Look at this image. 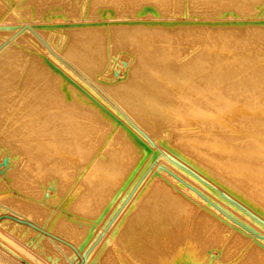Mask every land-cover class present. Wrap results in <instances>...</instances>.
<instances>
[{"label": "bare ground", "instance_id": "bare-ground-1", "mask_svg": "<svg viewBox=\"0 0 264 264\" xmlns=\"http://www.w3.org/2000/svg\"><path fill=\"white\" fill-rule=\"evenodd\" d=\"M207 1L29 0L31 8L23 16H43L40 10L48 14L53 8L59 14L70 6V17L75 11L108 12L106 20H120L94 26L85 18L72 19L74 25L63 31L67 49L62 55L47 45L46 31L30 29L29 39L41 51L24 41L33 51L32 62L26 78L7 95L23 60L21 54L16 58L21 47L13 46L15 58L2 55L0 65L14 69L0 67V158L7 161L0 168V264H264L261 246H249L226 226L222 213L168 173L148 174L133 185L144 158L142 144L154 139L173 161L264 224V59L258 56L264 54V22L246 21V0L239 1L243 14L235 4V15L234 8L233 14L224 13L232 0L230 7L227 0H209L213 12L225 7L217 23H159L161 8L184 21L196 5L199 12L209 10ZM145 8L158 10L159 17L146 15ZM6 33L0 30L3 43ZM251 36H258L262 46L250 53L240 44ZM198 46L200 53L179 64ZM238 46L252 56L235 57ZM122 50L136 66L116 87L97 84L96 60L102 68ZM46 62L90 86L126 129L116 132L106 111ZM256 64L259 74L249 82ZM255 92L259 95L250 106L234 109L233 100ZM133 104L132 113L125 110ZM232 111L240 116L236 127L230 122ZM10 112L18 113L12 117ZM172 134L173 145L163 141ZM233 135L243 137L235 141ZM210 138L223 141L219 159L210 154ZM99 142L104 143L98 148Z\"/></svg>", "mask_w": 264, "mask_h": 264}, {"label": "rangeland", "instance_id": "rangeland-1", "mask_svg": "<svg viewBox=\"0 0 264 264\" xmlns=\"http://www.w3.org/2000/svg\"><path fill=\"white\" fill-rule=\"evenodd\" d=\"M72 1H73V3L76 4L80 0H72ZM232 1L229 0V2L230 3L232 2V4H234V5L229 4V2L227 0V2H228L227 5H229V7H230V5L232 6L230 8L228 7L230 10L227 9L226 4H223L226 6V10H225V7H223L224 9H221L220 12H213L214 11L213 9L215 8V6H213V5L210 6L211 4L208 5L210 2L208 0L207 1L208 3L206 4L207 6L205 5V7H206L205 9H207L209 7L208 8L209 10L204 11L203 10L204 7H203L201 9L202 12H199L200 10L198 9V7L196 5L197 9H196V11L194 10L195 13H190L187 20H184V21H178V18L180 16L178 14L174 13L172 9L161 8L162 10L159 9L162 12L160 17H162L164 20L159 21V23H161V24H166V23H171V22H174V23L182 22V23H188V24H194V23L203 24L202 22L217 23L218 20L224 16V14L221 13L222 10H225V12L222 11L224 13L229 12L226 15H230L231 12L233 14V11L236 10L235 8L240 6V4L242 6L244 4L243 2L245 0H242L243 2L241 1V3L239 2L240 0H238V2H236V3H234L235 0H232ZM201 2H199V3H201ZM211 2H214V1H211ZM245 2H247L246 3L247 6H245L246 4H244L243 7H247V8H245L246 11L244 10V8L242 10L241 6L238 8H241L240 11L242 10L240 12V14L243 11H245L246 14L243 16L247 17L246 19H248V20H246V21L251 22V23L255 22L254 24H256L258 22H264V1L263 0H261V1H259V0L247 1L246 0ZM2 3H1L2 5H0V6H2L1 11L5 10V9L6 10L11 9V10H9V11L5 10V12L0 11V13H3V17L0 14V22L2 23V24H0V30L2 33L7 32L6 34H8L7 36L5 34V37H4L5 39L4 38L2 39V41L7 39L6 41H4V43L0 41V44L1 43L4 44V45L2 44L1 48H0V51H1L0 52V59H1L0 62L3 61V59L5 60V57H3V56H6V58L7 57L11 58L14 56L16 57L19 53V55L16 58H20L21 56L23 57L22 62L20 64H17L15 67L16 70L18 69L16 78L14 80L15 83L13 82L12 86L9 85L7 87L6 95L9 94V92H11V90L14 91V89L18 88V84H20L22 82V79L26 78L28 68L31 65L33 51L31 53V51H29V49L26 48V44L24 41H26V43L28 41L29 43L33 44V46L36 48V50H38L37 46H36L38 43L37 44L35 42L33 43V40L29 39L30 36H28V34L30 33L29 32L30 29L36 30V31H46V39H47L46 43H47V45L50 47V49L55 54L62 55L63 51H65L64 49H67V42H66L67 39H65V35L63 34V31L65 28H68V27L74 25L73 23H70L72 19L80 20V19L85 18V19L91 20V24H93L94 26H96V25L106 26L108 24L118 23L120 20L119 18H117L113 21L106 20V18L109 17L107 15V14H109L108 12L105 13L106 15L105 14L102 15V14H100V12H96V13H93L91 15H88V13H86L87 11L85 13L82 11L84 14L81 13L80 11H75L74 17H70L69 16V13L71 12L69 10L70 6H66V7H64V9L60 8L59 14L57 11V9H59V8H53L54 10H52V11L49 10L48 14L53 15V16L51 17L49 15L51 18L46 20L44 18H46V16L48 17V14H47L48 10L47 9H45L46 12L43 9L39 11V12L43 13V16L39 12L38 13L40 14V16L38 13H35L38 15L28 16L25 14L26 16H23L24 12L29 11L31 8V6L29 5V0H8V1L2 0ZM199 3H198V5H199ZM237 3H238V5H236V7H235V4H237ZM5 4H7L6 8H5ZM8 4L10 7L8 6ZM211 7H213V9ZM231 8H234V10H232ZM49 9H51V8H49ZM210 9H212L211 12H209ZM12 10L19 13V15L22 14V15H20V16H22V18H17L16 16L14 17L13 15H11L10 11H12ZM53 11H55L54 12L55 15H54V13H51ZM235 12H237V10L234 11L233 15H235ZM144 13L146 15H153L157 18L159 17L158 10H154L151 8H145ZM178 13H181V12H178ZM195 17L203 18V19L198 20ZM209 19H211V20H209ZM92 20H94V21H92ZM235 23L236 22H234L232 24H235ZM239 23L242 24L243 22H239ZM79 24L81 25L83 23H79ZM229 24H231V23H229ZM236 24H238V22ZM88 25H90V24H88ZM27 31H28V33H27ZM25 36H26V38L28 37L27 39H29V40H27L25 38ZM251 37H252V39L246 38V39H244V41L245 40H247V41L242 42L243 44L244 43L246 44V42H247V44L249 43L248 45H246V47H244L245 44L244 45H242V43L240 44L241 46H243V48L249 47L248 50L250 53H251L252 49L256 50L255 47L261 48V46H262V43H258L260 41L258 36H255V37L251 36ZM15 39L19 42H17ZM253 39H256V40H253ZM22 41H23V43H20ZM14 42H17V43L15 44ZM10 43L13 45H11ZM260 44H261V46H258ZM251 45L253 48L251 47ZM13 46L18 48V49L21 47L20 52H18V53L15 52L18 49L15 48L16 50L14 51ZM18 46H20V47H18ZM241 46H238V49L236 50L237 52H233L235 54H233V53L232 54L235 57L236 56L239 57L240 54H243V55H241V58H243L244 55L247 57H251L252 56L251 54L246 55L243 52L244 49H240ZM5 47H7V48H5ZM8 47L11 48V50ZM2 48H4V49H2ZM5 49L6 50L8 49L9 51H6ZM22 49H24L25 51L28 50L27 52L29 54L26 52L24 53L23 52L24 50H22ZM201 49L202 48L199 46L194 47L190 52H188L189 54L187 53L188 55H186L185 57H183V59L180 60L179 64L184 62V60L200 53ZM12 50L14 51L15 54L13 53ZM21 50H22V53H21ZM240 50H243V51H240ZM248 50L245 49L247 54L249 53ZM3 51L8 52V53L10 52V54L8 55V53H5ZM38 51L40 52L41 50H38ZM2 52H3V54H1ZM257 52H259V51H257ZM257 52L254 55V58L257 57V55H258ZM237 53L239 55H236ZM20 54H21V56H20ZM10 55H12V56L10 57ZM258 56L259 57L261 56L260 57L261 60L264 59L263 58L264 54H263V57L261 54ZM130 57L131 56L127 53L126 50H122L120 53L114 55V57L111 60H107L106 64L102 68L99 67V65L101 64L100 60H96L94 67H95V69H98V72L96 74L99 75V81H97V84H106L108 87H116L122 81H124L126 78L127 72L136 66V61H133ZM260 58H259V60H260ZM46 64L52 71H54L57 74V76L62 78L65 82H68L70 85L76 87L82 94H84L86 96V98L89 101L97 102L106 111V114L108 115L111 122L114 125L118 126L116 129V132H118L121 128L126 129L124 124L121 122L120 118H118L115 114H113L111 111H109L108 108H106V106L104 105V102L102 100L97 99V97L95 96L96 94L92 92L90 86L82 83L73 74H71V72L69 70L62 69V67L58 66L56 63L46 62ZM257 64L254 67H256ZM0 67H2L3 72H6L7 70L11 71L14 69V68H7L4 65H0ZM250 71H251V73L247 75V80H249V82H253V80L258 76L259 70H257V67H256V69L254 68ZM91 82L95 83V80L91 81ZM50 92L53 93L54 95L57 94L55 89H51ZM258 95H259L258 92H255L254 95L250 94L248 96H242L240 98H237V100H235V101L233 100L232 105L234 106V109H237L239 107H244V106L246 108L252 104V101L255 98V96L257 97ZM186 98H188V94H186ZM135 106H137V105L133 104L132 105L133 108H131V109L126 108L125 110H128V111H130V113H132L131 111H132V109H135ZM173 111H174V108H173ZM22 112L23 111H19V113L21 115L23 114ZM16 113H18V112H10L12 117ZM231 113L232 114L230 115V118H231L230 122L232 123L233 127L234 126L236 127L241 122L239 120L240 116H237V114L233 113V111ZM22 116H24V114ZM140 118H141V116H140ZM185 132L188 133V131H185ZM114 135L111 137V139L114 137ZM175 136L176 135L172 134V136H170L168 139H165V140L163 139V141H165V142L167 141V143H170V145H173L172 143H174ZM232 137H233L232 138L233 140L239 141L240 138L243 137V135H239V136L233 135ZM87 141H89V140L86 139V142ZM211 142H213V145H211ZM103 143L99 142L98 143L99 145L97 147L99 148V146L100 145L102 146ZM234 143H237V142H234ZM195 145H196V143H194L192 146H195ZM222 145H223V141L221 139H217L214 142L210 138V148H211L210 154L213 155V157L215 156L216 158L219 159L220 153L218 151V147H221ZM142 148L144 150V158L141 161L142 167L139 170V174H137L135 176V179L133 182V185L135 187H136V185H138L135 183L142 181L148 174L159 175L160 172H164V173L166 172V173H168L170 178L173 179L175 182L180 183L181 185H184V186L187 185V186H189L188 188L192 192H195V193L197 192V194H199L200 200L203 203H205L206 206L208 205V207H210L211 209L219 211L220 213H222V215H224V218H225L226 226L229 229H232L233 231L241 234L244 237V239L246 240V242L249 244V246L252 244H256V245L261 246V248L264 249V224L263 223L257 222V221H256L257 223H255V221H253L252 218L248 215L247 210H245L241 205L234 203V201L229 199V197L227 195L219 193L218 190L215 188V186H213L211 184L209 185L207 183V181H205L204 179L198 178L199 176L197 175L196 172L191 171L189 169L186 170L184 168L185 167L184 165H183L184 166L183 167L182 165H179L178 163L173 161V159H174L173 156L171 154H169V152H167L165 148H162V144L161 143L159 144V142H157V140L149 139L147 141V143L142 144ZM6 164H7V161L6 160L2 161V159L0 158V168H3L4 166H6ZM129 192H130V190H129ZM75 264H81V261H77Z\"/></svg>", "mask_w": 264, "mask_h": 264}]
</instances>
